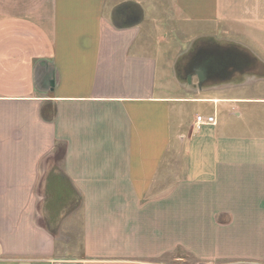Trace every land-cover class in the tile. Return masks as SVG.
<instances>
[{"label":"crops","instance_id":"0c3cea01","mask_svg":"<svg viewBox=\"0 0 264 264\" xmlns=\"http://www.w3.org/2000/svg\"><path fill=\"white\" fill-rule=\"evenodd\" d=\"M218 21L257 35L254 68L168 81L160 40ZM59 147L82 262L264 264V0H0V264L64 253Z\"/></svg>","mask_w":264,"mask_h":264},{"label":"rangeland","instance_id":"374dc122","mask_svg":"<svg viewBox=\"0 0 264 264\" xmlns=\"http://www.w3.org/2000/svg\"><path fill=\"white\" fill-rule=\"evenodd\" d=\"M182 31L179 33H170L165 35V40H160L161 44L168 47L169 54L167 62H174V66L170 65L171 75L168 81L172 79L173 74H178L179 82L186 86L190 75H192L193 65H188L189 57L194 53L197 45L206 46L220 45L222 47H233L236 51L243 48H250L247 53L254 56L258 51L255 46L257 35L247 32L238 24L231 23H199L192 24L183 22L181 24ZM153 40L157 37L162 38L164 35H151ZM167 43H169L167 45ZM173 43L175 46H170ZM170 47V48H169ZM245 51L246 50H242ZM180 65V66H179ZM193 78V81H196ZM62 147L57 151L56 173L46 194L45 223L47 229L57 239V251H63L61 257L57 258L56 264H89L80 260V227L75 225V219L81 210L79 195L75 192L72 185L67 181L61 170ZM44 216V215H43ZM169 264H192L189 259L184 262H176L169 259Z\"/></svg>","mask_w":264,"mask_h":264},{"label":"flooded vegetation","instance_id":"af4514ba","mask_svg":"<svg viewBox=\"0 0 264 264\" xmlns=\"http://www.w3.org/2000/svg\"><path fill=\"white\" fill-rule=\"evenodd\" d=\"M252 59L247 52L236 51L233 47H222L220 45L206 47L198 44L185 66L193 65L191 72L196 75L198 83L202 84L235 75L247 68L253 69L254 66H251L254 64ZM201 73H204L202 79L200 78Z\"/></svg>","mask_w":264,"mask_h":264},{"label":"built area","instance_id":"2783aa9c","mask_svg":"<svg viewBox=\"0 0 264 264\" xmlns=\"http://www.w3.org/2000/svg\"><path fill=\"white\" fill-rule=\"evenodd\" d=\"M217 123L216 118L214 116H202L198 115L196 117L195 128L199 130L204 125H215Z\"/></svg>","mask_w":264,"mask_h":264},{"label":"water","instance_id":"95a60500","mask_svg":"<svg viewBox=\"0 0 264 264\" xmlns=\"http://www.w3.org/2000/svg\"><path fill=\"white\" fill-rule=\"evenodd\" d=\"M202 75L200 76V78L202 79L203 78V73H201Z\"/></svg>","mask_w":264,"mask_h":264},{"label":"trees","instance_id":"16d2710c","mask_svg":"<svg viewBox=\"0 0 264 264\" xmlns=\"http://www.w3.org/2000/svg\"><path fill=\"white\" fill-rule=\"evenodd\" d=\"M68 181V180H67ZM73 187V186H72ZM74 188V187H73ZM75 190V189H74ZM75 192H76V190H75ZM77 193V192H76ZM78 194V193H77ZM80 198V197H79Z\"/></svg>","mask_w":264,"mask_h":264}]
</instances>
